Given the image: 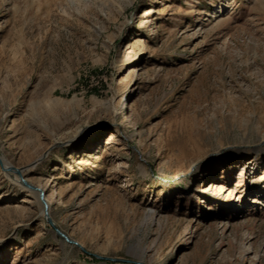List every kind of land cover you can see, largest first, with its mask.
Returning <instances> with one entry per match:
<instances>
[{
  "label": "rangeland",
  "instance_id": "1",
  "mask_svg": "<svg viewBox=\"0 0 264 264\" xmlns=\"http://www.w3.org/2000/svg\"><path fill=\"white\" fill-rule=\"evenodd\" d=\"M2 158L0 264H264V0H0Z\"/></svg>",
  "mask_w": 264,
  "mask_h": 264
},
{
  "label": "water",
  "instance_id": "2",
  "mask_svg": "<svg viewBox=\"0 0 264 264\" xmlns=\"http://www.w3.org/2000/svg\"><path fill=\"white\" fill-rule=\"evenodd\" d=\"M6 170H7V171H10L11 168L6 169ZM20 178H21L20 183H21V184L23 183V185H25L26 188L31 189L33 192H38V191H40L39 199H40V201L44 204L45 213L47 214V213H48V211H47L48 204H47V202L44 200V192L41 191L40 189H38L37 187L28 184V182L24 180V178H23V176H22L21 174H20ZM48 222H49V224H50L52 227H54V228L56 229L55 224L53 223V221H52L51 219H48ZM56 231H57L58 235H59L61 238L64 239L65 242H67V243H69V244H72V245H78V243H76V242H74L73 240L69 239L66 235H64L63 233H61L58 229H56ZM78 246H79V245H78ZM95 257H96L97 259L105 260V261L111 260V259L103 258V257H99V256H95Z\"/></svg>",
  "mask_w": 264,
  "mask_h": 264
},
{
  "label": "bare ground",
  "instance_id": "3",
  "mask_svg": "<svg viewBox=\"0 0 264 264\" xmlns=\"http://www.w3.org/2000/svg\"><path fill=\"white\" fill-rule=\"evenodd\" d=\"M110 145L112 144L111 142L109 143ZM0 163L2 164V166H4V167H9V162L7 161V160H5L4 158H2L1 160H0ZM8 169V168H7ZM29 184V183H28ZM22 186H24L25 187V185H23V183H22ZM38 189H40V188H38ZM30 190V189H29ZM41 191H42V189H40ZM35 194H37V197L39 198V195H40V191H38V192H36ZM47 211H48V208H47ZM43 213H45V208H44V210H43Z\"/></svg>",
  "mask_w": 264,
  "mask_h": 264
}]
</instances>
